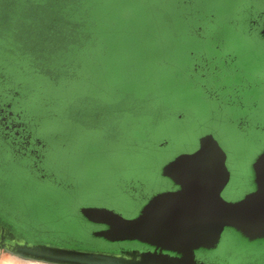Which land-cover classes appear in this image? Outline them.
I'll use <instances>...</instances> for the list:
<instances>
[{"label":"rangeland","instance_id":"1","mask_svg":"<svg viewBox=\"0 0 264 264\" xmlns=\"http://www.w3.org/2000/svg\"><path fill=\"white\" fill-rule=\"evenodd\" d=\"M149 2L135 31L124 29L132 19L123 16L108 31L109 20L102 17L91 35L95 42L82 36V51L69 47L56 55L43 43L30 47L23 36L46 33L42 22L66 27L71 0L62 5L0 0V101L20 111L19 131L45 142L38 160L42 178L32 157L14 154L0 135L1 223L52 241L50 246L125 250L122 258L139 259L132 250L139 240L103 245L106 239L94 235L99 225L90 223L81 207L94 204L125 218L137 215L156 193L174 189L162 167L194 150L205 133H212L226 157L229 179L218 196L232 202L255 189L253 163L264 151V36L259 34L264 0ZM63 6L65 15H60ZM210 12L212 32L193 33ZM251 15L255 20L248 28ZM225 54L234 62L214 74L199 76L191 69L200 56L219 68ZM61 57L73 62L66 65L71 72L66 76L61 69L54 82L48 70L59 67ZM245 76L247 86L235 93L232 86ZM10 89L16 93L9 94ZM212 90L216 96L208 94ZM236 98L246 108L238 109ZM241 118L244 125L238 127ZM10 256L0 243V264ZM201 256L209 264H264V236L249 239L224 227L217 245Z\"/></svg>","mask_w":264,"mask_h":264},{"label":"water","instance_id":"2","mask_svg":"<svg viewBox=\"0 0 264 264\" xmlns=\"http://www.w3.org/2000/svg\"><path fill=\"white\" fill-rule=\"evenodd\" d=\"M261 32L264 35V26ZM225 158L212 133H205L196 149L176 155L162 167V174L178 187L156 193L136 216L125 218L109 208L92 205L82 206L80 211L88 220L107 225L94 231L95 235L111 241L136 239L175 250L188 261L168 264H191L194 250L216 246L224 227H232L249 239L264 236V151L253 163L255 189L232 202L218 196L229 179ZM17 243L29 251L85 263L132 264L101 252Z\"/></svg>","mask_w":264,"mask_h":264},{"label":"trees","instance_id":"3","mask_svg":"<svg viewBox=\"0 0 264 264\" xmlns=\"http://www.w3.org/2000/svg\"><path fill=\"white\" fill-rule=\"evenodd\" d=\"M8 3L12 4L13 0H7ZM57 3L60 1L61 5L65 0H56ZM69 1V0H68ZM72 3L70 5L67 4V8L69 10V19L68 24L62 22L61 25L56 23V21H47L45 23H41L43 29H46V33L40 35V32L36 33L33 32L29 35H24L23 37L27 40L30 44V47L38 49L40 43L46 44L47 52L55 53L56 55L63 54L66 49L69 47H76L79 51H82L85 43L82 41V36L84 39H88L91 41L93 37L91 36L92 33L98 30L99 20L102 17H105V21L109 20V27L107 28L108 31L113 32L116 29V24L118 23L117 17L123 16L127 19H132V23L124 26V29L129 31L136 30V20L143 15V11L149 8V0H71ZM67 2V1H66ZM80 2V3H79ZM123 4H127L129 6L123 7ZM30 9L34 10L36 5L34 3H30ZM137 5L138 8L133 9L130 6ZM65 8L60 11V15H65ZM213 13L210 12L206 15L205 20L202 21V24L199 25L196 29L193 30L198 36H202L204 33L209 31L212 32L213 28ZM56 19V18H55ZM247 19V18H246ZM255 17L251 15L249 17L248 28L254 24ZM101 24V22H100ZM41 28V27H40ZM37 31V30H36ZM261 35L262 32L259 31ZM263 35V34H262ZM30 36L39 37L40 40H31ZM264 36V35H263ZM90 39V40H89ZM95 42V39L92 40ZM76 45V46H74ZM215 47L218 46L217 43L214 45ZM191 55H194L193 51H190ZM64 55V54H63ZM62 60L58 66H54L49 68L48 72L51 79L57 81V78L61 75V69H64V73L66 76H69L71 70L66 68V65L71 64L73 62H69L67 58L61 57ZM235 58L231 54H225L224 57H221L219 68L218 64L215 62H210L208 58H202L201 56L195 58L193 63L191 64V69L196 72L199 76H203L208 72H212L214 74L216 71L221 70L223 65H230L232 64ZM64 66V67H63ZM63 74V73H62ZM247 76L243 77L244 79L237 80L239 81L238 84L232 86L231 89L234 90L235 93L239 92V89H243L248 84ZM242 78V77H241ZM68 79V78H67ZM254 81V78H253ZM232 92V91H231ZM11 95L16 93L15 89H10L8 92ZM208 94L210 96H216V90L209 91ZM231 97V96H230ZM237 99V98H236ZM234 99V105L238 106V109H244L246 106L240 101ZM12 103V102H11ZM7 108H12L11 106H7ZM236 126L240 127L244 125L243 118L239 120V122H235Z\"/></svg>","mask_w":264,"mask_h":264},{"label":"flooded vegetation","instance_id":"4","mask_svg":"<svg viewBox=\"0 0 264 264\" xmlns=\"http://www.w3.org/2000/svg\"><path fill=\"white\" fill-rule=\"evenodd\" d=\"M259 31H261V29ZM7 106H11V104L7 103L6 101H0V135H2L5 139H7L9 144L12 145L11 150L14 154L19 153V154L27 155L28 157H32L33 166H35L37 176L43 178L45 175L44 169L38 165V160H40L41 157L43 156V149L45 147V142L40 136H32L30 133V136L26 137L23 132L19 131L20 124L17 127L15 125V122L20 121L22 118L20 111H18L17 113L13 109L11 110L7 108ZM31 119L32 118L30 117V120ZM193 144H195V142ZM197 144H199V138L196 139V146L198 147ZM173 187L174 189H176L178 186L175 184L173 185ZM91 205L99 206L94 204ZM140 210L138 211V213L140 212ZM88 221L90 223L92 222V224L95 223L99 225V228L107 227L105 223H97L90 220ZM10 225L11 223L9 221L7 222L3 221L2 223L0 222V237H3L5 240H9L13 242H23V244L54 245L52 241H48L47 239H45V241H41V238H38L37 240V236L32 235L29 232L26 233L23 231L24 233H19V231L18 232L14 231L15 229L13 230V228ZM98 237L101 238V236ZM106 241L108 242V244L106 243L103 245L107 246L110 244V242H112L108 239H106ZM136 242L137 243L135 244H137L138 247L132 250L135 252V254H140V258L132 260L131 261L132 264H152L153 262H156L155 264H168L170 262L180 263V262L188 261L186 260L187 257H185L184 254H182L181 252H177L175 250H170V249H160L159 247L141 241H136ZM206 249H210V248L199 247L197 250H194L193 261L191 264H209L208 259H206V257L201 256L203 250ZM94 252H101V253L111 254L117 257H122L126 251L125 250H120V251L95 250Z\"/></svg>","mask_w":264,"mask_h":264},{"label":"bare ground","instance_id":"5","mask_svg":"<svg viewBox=\"0 0 264 264\" xmlns=\"http://www.w3.org/2000/svg\"><path fill=\"white\" fill-rule=\"evenodd\" d=\"M0 243L4 244L6 246V250L9 251L14 256V257L10 256L9 259L5 261V264L6 263L7 264H39L40 262L37 261H43L46 263H57V264H93V263H85L83 261L80 262L68 258L53 257L47 254L29 251L23 248V246L19 245L17 242L5 240L3 237H0ZM30 259L37 261L35 262Z\"/></svg>","mask_w":264,"mask_h":264}]
</instances>
